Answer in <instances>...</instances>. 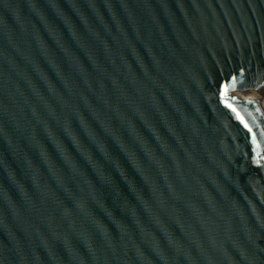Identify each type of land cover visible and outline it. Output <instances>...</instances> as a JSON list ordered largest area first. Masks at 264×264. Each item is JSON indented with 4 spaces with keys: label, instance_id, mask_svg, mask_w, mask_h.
<instances>
[{
    "label": "water",
    "instance_id": "water-1",
    "mask_svg": "<svg viewBox=\"0 0 264 264\" xmlns=\"http://www.w3.org/2000/svg\"><path fill=\"white\" fill-rule=\"evenodd\" d=\"M263 101L264 0H0V264H264Z\"/></svg>",
    "mask_w": 264,
    "mask_h": 264
},
{
    "label": "snow or ice",
    "instance_id": "snow-or-ice-1",
    "mask_svg": "<svg viewBox=\"0 0 264 264\" xmlns=\"http://www.w3.org/2000/svg\"><path fill=\"white\" fill-rule=\"evenodd\" d=\"M226 87H227V86H226ZM228 106H229V107H232L231 104H229ZM233 110L235 111V109H233ZM241 120L243 121V117H241ZM244 123H245V127H249V125H248V123H247L246 121H244ZM249 131H250V132L252 131L251 127H249ZM253 139L255 140V133H253Z\"/></svg>",
    "mask_w": 264,
    "mask_h": 264
},
{
    "label": "bare ground",
    "instance_id": "bare-ground-1",
    "mask_svg": "<svg viewBox=\"0 0 264 264\" xmlns=\"http://www.w3.org/2000/svg\"><path fill=\"white\" fill-rule=\"evenodd\" d=\"M262 108L264 109V101L262 102Z\"/></svg>",
    "mask_w": 264,
    "mask_h": 264
}]
</instances>
